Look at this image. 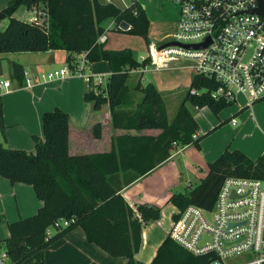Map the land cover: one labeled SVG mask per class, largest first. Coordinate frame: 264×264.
Segmentation results:
<instances>
[{
  "label": "trees",
  "instance_id": "16d2710c",
  "mask_svg": "<svg viewBox=\"0 0 264 264\" xmlns=\"http://www.w3.org/2000/svg\"><path fill=\"white\" fill-rule=\"evenodd\" d=\"M20 5L41 8L45 11L44 20L13 15ZM6 17L8 21L0 29V52L65 49L69 52L67 63L71 69L79 52H84L89 63L104 60L110 68L107 82L104 86L89 82L84 100L91 103L94 111L108 104L111 125L116 129L159 130L155 135L129 132L118 135L107 152L70 155L69 116L55 107L41 115L44 139L33 136L35 152L8 148L0 141V176L13 183L30 184L43 202L34 214L8 224L9 236L0 240V248H4L9 264L42 261L44 249L76 226L83 229L89 242L109 255L125 257L124 264H211L212 252L194 255L169 234L149 263L137 260L134 255L141 246L142 228L159 218L160 208L146 203L133 208L120 191L167 160L174 143L199 147L200 140L211 130L193 137L199 126L186 102L198 108L207 106L215 114L233 103L214 100L208 92L191 95L189 89H213L218 83L191 75L190 86L169 120L162 93L153 82L143 84L139 78L133 85L128 83L130 72L148 65L150 58L138 59L129 46L110 48L97 41L104 30L102 22L112 17L128 21L130 27L125 31L142 35L149 44V18L144 8L134 13L131 8L123 9L101 0H8L0 9V20ZM11 71L20 83L21 66L13 61ZM0 129H4L1 98ZM101 131V123L94 124V137L99 138ZM231 176L264 181V156L252 159L239 149L226 148L207 163L206 174L195 185L173 193L169 201L177 208L192 204L209 210L224 180ZM59 219L72 221L48 234Z\"/></svg>",
  "mask_w": 264,
  "mask_h": 264
},
{
  "label": "built area",
  "instance_id": "2783aa9c",
  "mask_svg": "<svg viewBox=\"0 0 264 264\" xmlns=\"http://www.w3.org/2000/svg\"><path fill=\"white\" fill-rule=\"evenodd\" d=\"M134 13L144 8L146 0H102ZM178 6L175 30L166 37L181 44L162 48L148 44L150 63L132 71L142 72L149 65L166 68L170 63L188 68L191 75L215 80L213 89L192 87L191 95L208 92L214 100L236 103L244 98V108L264 98V17L254 11L257 0H168ZM34 8L30 20L42 22L45 11ZM115 29L123 30L121 21L110 18ZM126 21V20H124ZM127 28L130 23L126 21ZM110 24L98 35V42L108 38ZM186 47L184 44H201ZM142 57V58H144ZM141 58V59H142ZM74 67L68 65L32 74L23 71L20 82L30 88L37 82H48L71 75L84 77L94 86L102 83V76L85 73L89 62L84 52L75 54ZM97 82V83H96ZM106 82H104L105 84ZM9 80H0V89H7ZM95 92L96 89L94 88ZM195 108H197L195 106ZM230 122L236 124V119ZM196 137V134L193 135ZM175 145V143H174ZM263 180L227 177L211 209L189 204L177 208L172 215L169 236L194 255L214 254L211 264H264V188ZM71 220L59 219L47 231L67 226ZM7 254L0 253V264H7Z\"/></svg>",
  "mask_w": 264,
  "mask_h": 264
},
{
  "label": "crops",
  "instance_id": "0c3cea01",
  "mask_svg": "<svg viewBox=\"0 0 264 264\" xmlns=\"http://www.w3.org/2000/svg\"><path fill=\"white\" fill-rule=\"evenodd\" d=\"M7 1L2 0L0 2V9L7 4ZM17 9L13 15L16 14ZM144 9L147 13L145 2ZM28 10L31 12L29 17L23 19L29 20L34 15V8H28ZM108 38L104 42L105 46L118 48L107 43ZM68 54L69 52L65 49L0 52V62H3V66L5 64L7 70L6 72L2 71L1 62L0 80L10 81V86L7 89H0L4 125L3 131L0 129V141L5 146L12 149H23L28 153L35 152L33 136L41 140L44 139L41 115L55 107L62 109L69 116L68 153L70 155L107 152L112 147L113 139L126 132L149 135H155L159 132V130L154 129H143L138 132L114 128L111 125L108 104L94 111L91 103L84 100L83 95L89 88V82L82 76L75 74L53 81L37 82L30 88H24L12 76L11 63L13 61L18 63L23 71L28 70L32 74H37L67 66ZM144 71L138 72L141 78ZM85 73L102 76L100 85L104 86L106 84L104 82H107L110 75V68L106 61L101 60L89 63ZM131 73H137V71H131ZM139 78L137 76L136 81ZM150 82H153L163 93L156 80ZM242 108L244 107L232 111L233 115L246 109ZM97 122L102 125L99 138L94 137L92 132L93 126ZM227 122L226 125L230 126L232 130L238 128L237 123L232 124L230 120ZM217 126L214 125L207 130L199 129L196 135L206 133ZM221 130L215 133H219ZM207 135L200 140L198 148L191 144L185 146L175 144L167 160L121 189V195L133 208L140 203L155 205L160 208L159 218L142 228L141 246L134 255L137 260L149 263L153 259L159 244L168 235L172 215L177 209L169 201L170 196L173 193L184 192L188 187L195 185L206 174L208 162L216 159L226 148L230 150L239 149L252 159L264 156V148L251 150L248 147L232 146L234 139L227 133L222 135L219 142L213 141L207 146L206 143L211 136ZM42 205L43 202L37 198L30 184L13 183L0 176V240L9 236L8 224L10 222L34 214ZM52 232L54 230H51ZM2 252H4L3 247L0 248V253ZM125 262V257L111 256L96 244L89 242L83 229L76 226L50 243L44 249L42 261L34 264H124ZM6 263L9 264V261Z\"/></svg>",
  "mask_w": 264,
  "mask_h": 264
},
{
  "label": "rangeland",
  "instance_id": "374dc122",
  "mask_svg": "<svg viewBox=\"0 0 264 264\" xmlns=\"http://www.w3.org/2000/svg\"><path fill=\"white\" fill-rule=\"evenodd\" d=\"M145 6L149 15L148 39L159 45L163 41H166L168 39L166 36L175 30L178 6L175 2L168 0H146ZM30 13L25 5H20L15 15H22L23 17L21 18H28ZM7 21V17L0 21L1 29L4 28ZM108 24H110V29L107 43L118 48L131 47L138 59H141L144 55H148V44L142 35L116 30L110 18L103 21V25L108 26ZM179 63L186 64L184 62ZM179 63H170L164 69H155L149 65L143 72L142 78L137 72L131 73L128 80L129 85H133L136 82L137 76L140 77L143 84L156 80L163 90L162 96L169 119H172L191 83L190 70L186 66L179 67ZM2 71H7L5 64L3 66V62ZM4 76L7 77L5 74ZM138 97L139 95L136 94V98ZM243 103L244 98L239 97L236 103L227 106L217 114L212 112L207 106L195 109V106L189 102H186V105L198 123L199 129L203 130L204 128L207 130L209 127L218 125L208 134L210 136L214 133L209 137L210 139L206 143L207 146L213 141L219 142L222 135L227 133L234 139L232 146L237 145L238 147H248L251 150H261L264 148V98L253 102L250 108L238 111L233 115L234 110L240 109ZM245 111L246 113H243ZM231 117L236 119V126L238 127L236 130H232L230 126L226 125ZM219 130H221L219 133H215Z\"/></svg>",
  "mask_w": 264,
  "mask_h": 264
},
{
  "label": "water",
  "instance_id": "95a60500",
  "mask_svg": "<svg viewBox=\"0 0 264 264\" xmlns=\"http://www.w3.org/2000/svg\"><path fill=\"white\" fill-rule=\"evenodd\" d=\"M258 4L255 7L254 11L257 12L258 14L262 15L264 17V0H257ZM121 27L122 29L125 31L127 28V23L126 21H121ZM170 44H181L177 41L174 40H169V41H163L161 44H159V48H162L166 45H170ZM204 45V43L201 44H184V46L186 47H198V46H202ZM262 187L264 188V181L262 182Z\"/></svg>",
  "mask_w": 264,
  "mask_h": 264
}]
</instances>
